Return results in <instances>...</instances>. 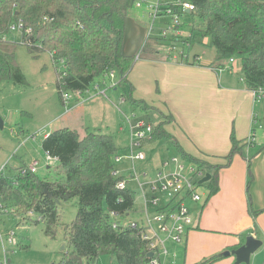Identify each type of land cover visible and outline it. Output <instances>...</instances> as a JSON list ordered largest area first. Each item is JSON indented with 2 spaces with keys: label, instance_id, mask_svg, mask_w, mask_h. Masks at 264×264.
Returning a JSON list of instances; mask_svg holds the SVG:
<instances>
[{
  "label": "trees",
  "instance_id": "16d2710c",
  "mask_svg": "<svg viewBox=\"0 0 264 264\" xmlns=\"http://www.w3.org/2000/svg\"><path fill=\"white\" fill-rule=\"evenodd\" d=\"M135 1L0 0V82L17 85L25 82L16 62V43L7 38L9 27L22 19L23 27L31 28V32L22 30L21 42L33 57L41 52L50 54L62 104L64 92L84 93L94 86L96 79L111 72L116 77L115 86L125 82L132 91L134 86L128 75L135 56H125L122 51L125 21ZM181 1L190 2L194 8L188 12L180 10L179 5L170 8L181 16H189L190 44L209 40L215 50L212 67L222 69L226 60L229 62L238 55L245 87L253 90L264 86V0ZM147 39L140 52L153 54L155 49ZM131 100L147 109L144 100ZM173 121L174 117L168 113L157 125L151 122V135H166L163 123ZM230 140L226 165L234 153L241 152L233 133ZM174 142L183 158L211 170L208 200L219 189L217 175L222 165L193 156L177 140ZM41 146L58 159L54 167L56 177L46 179L36 172L20 170L11 177H0V210L12 207L9 212L23 215V219L29 218L28 211L36 213V222L43 221L44 233L51 237L56 227L63 225L67 238L59 264H95L102 254L115 256L119 264H149L147 241L139 229L130 227L129 220L126 221L134 206L135 191L128 186L118 188L117 181L123 176L112 173L116 168L115 155L125 150L116 146L114 136L88 130L80 137L76 130L58 128L43 137ZM73 198L77 199L76 214L69 225H64L57 207ZM247 209L253 217L259 213L250 199ZM224 256L215 254L201 264H211Z\"/></svg>",
  "mask_w": 264,
  "mask_h": 264
},
{
  "label": "rangeland",
  "instance_id": "374dc122",
  "mask_svg": "<svg viewBox=\"0 0 264 264\" xmlns=\"http://www.w3.org/2000/svg\"><path fill=\"white\" fill-rule=\"evenodd\" d=\"M138 1H141V6L136 7L134 2L132 8L128 11V15L136 24L145 28L147 37H149V39L146 38V42L149 41L150 45L154 47L155 52L153 54L150 52L145 54L139 51L138 56L135 55V68L137 67L136 63L145 61V58H150L152 55H161L162 59L167 62L189 60V62L209 64V68L214 72L215 84L218 87L232 89V91H215L220 94L213 97L212 102L209 103L211 105L209 106L211 109L210 115L205 118L202 116L203 114L198 116L201 125L196 127V129L194 127L192 134L200 136L199 132L203 134L207 131L206 135L211 137L215 133H222L227 126L229 133H233L236 139L242 140L245 138L243 136H247V139L244 141L245 145L242 148L243 151L249 146L254 149V152L262 148V145L258 146L255 141L264 140L262 136L264 132V99H254L252 96L254 99V119L252 124L244 126L241 124L244 119L243 116H237L241 108L239 107V96H236L234 93L239 86L245 88L241 74V57L234 55L232 62L225 61L224 68L212 69L215 50L210 46L209 40L204 39L201 42H194L192 44L188 42L190 35L189 16H179L177 24H175L171 15L163 11L155 16L149 14L151 9L149 5L155 3L156 0ZM161 1L164 4L162 8L166 4L176 3V0ZM7 38L16 43V62L24 75L25 82L22 85L12 84L10 81L0 82V117L3 123L0 128V177H11L16 173L17 167L20 164L36 159L39 162L36 173L41 178L54 179L56 177L54 167L57 163L53 162L49 168H46V154L41 148L43 133L52 125L48 133L58 128L76 130L80 137L85 135L88 130L110 133L114 136L116 146L124 150L128 145L129 134L127 128L124 127L126 131L122 133L117 132V127L120 124L126 126L124 115L141 118L147 124L152 122L157 125L162 121L163 115H166L170 110L173 113L172 109L169 110L166 105L168 102L174 107V110L180 117H185L186 115L185 112L182 113L176 107L179 104V101L176 99L178 91H176L177 93H172V96H166V99L159 97L160 93L162 94L163 83L158 79L155 72L152 76V83H148V79L147 81L141 79L138 82L140 84L138 93L146 94L147 96V99L144 101L147 109L143 108L142 103L134 104L132 102L131 99L141 100L134 97L135 88L129 91V84L125 82L109 87L110 83L108 82V84H105L107 85V90L104 94L98 93L97 89L91 86L89 93L82 94L79 100L81 102L67 110L66 105L61 104L56 90L55 68L50 54L48 52H41L38 57H33L26 45L21 42V31L19 30L10 31L7 34ZM100 80V78L96 79L95 84ZM114 82L116 83V80ZM147 86L151 90V93L143 89L147 88ZM164 86L167 85L164 84ZM170 91L171 89L167 88L166 94H169ZM219 97H222V100L218 101L219 104L214 107L213 103ZM186 121L188 122L187 118ZM163 129L168 135L160 137H153L151 135L142 139L140 149L145 154L143 160H136L132 163L128 159H123L116 163V169L119 171L118 176H123L127 180V184L135 191L134 206L138 209V212L135 213V218L133 219L136 221L138 218H141L145 208L150 215L155 211V208L151 205V197L147 196V201H144L141 190L138 187V182H150L155 179L157 171L161 169V163H159L161 159L176 158L179 162H182L185 171L191 170L189 174L195 181H199L207 173H212L209 168L198 167L196 164L183 158V153L175 145L174 140L177 139L183 150L193 156L203 158L204 160L207 159L206 161L213 164H219L217 162H220L218 155L221 153H211L212 156L210 157L202 156L198 141H195L187 130L184 133L179 124L165 122L163 123ZM211 132L213 133L210 134ZM229 133L228 135L230 136ZM183 136L185 140H182ZM249 141L252 145H249ZM213 142L216 145V142ZM187 144L189 151L187 150ZM238 154L239 152H237ZM172 168L173 164L170 163L168 169ZM228 169L226 172H221L222 170L220 171L219 168L217 175L219 187L221 180L222 183L224 182V176L234 179V177L230 176H233L232 173H234L237 175L236 183H238L241 174L244 172L241 169V163L239 166L236 165V160L233 166ZM247 169L246 165L244 170L246 171ZM209 183L210 181L208 180L198 186V192L203 194V202L197 203L190 199L185 201L192 221L187 231L189 234L188 244H186L188 241L187 232L180 242L167 239L165 241L167 253L160 255V264H201L205 259L215 254L226 252V249L213 251L216 250V247L213 245V240L208 236V234L214 233L212 230L204 229V231L201 230V227L199 229H195L196 226L194 227L195 218L198 217L200 207L207 197ZM145 191L149 192L146 187ZM148 194L151 195V193ZM212 197L213 195L210 199ZM0 199H2L1 196ZM76 204L77 199L73 198L66 203L58 205L57 211L60 215L61 223L69 225L71 220L74 219L77 208ZM10 209L12 207H9L7 210H0V261L9 259V264H59L63 256L62 250L65 249V246L63 249L62 246L65 245L67 238V231L64 226H57L54 237H51L44 233L43 221L36 222L38 219L36 213L28 214L29 211L28 213L25 212L31 215V217L27 219L28 217L24 216L26 220L22 221L23 215L11 213L9 212L11 211ZM206 228L212 229V227ZM190 230L197 233H206L194 234ZM10 232H13L12 237L14 241L8 239V233ZM162 236L164 237L163 233ZM260 249L261 253L256 252L250 259L249 264H253L251 260L255 259V257L259 259L257 264H264V245ZM223 258H226V256ZM219 260L211 264H215ZM83 264L86 263L84 262ZM95 264L119 263L115 256L102 254L97 258Z\"/></svg>",
  "mask_w": 264,
  "mask_h": 264
},
{
  "label": "crops",
  "instance_id": "0c3cea01",
  "mask_svg": "<svg viewBox=\"0 0 264 264\" xmlns=\"http://www.w3.org/2000/svg\"><path fill=\"white\" fill-rule=\"evenodd\" d=\"M138 52L136 53V55L138 54ZM136 65L137 67L135 68L134 66L133 69L130 71L129 74L130 76L128 75L130 83L131 84L133 83L132 85L136 89L134 93V97L142 99L144 101L147 99L146 94L144 95L138 93V87H140V84L138 82H140L141 79L144 81H147L148 79V83H152V76L154 72L157 73L156 75L158 79H160L163 83L162 94L160 93L159 97L166 99V96H172V93H177L176 91H178L179 93L176 94V99L179 101V104H177L176 107H178L182 113L185 112L186 114L185 117H180L174 110V107H172L169 102L166 103L168 109L169 110L172 109L173 111V113L171 112V110L168 112L171 113L172 116L174 117V121L172 123L179 124L181 126L182 131L184 130L183 131L184 133L187 130L192 136V138L195 141H198L201 147L200 153L202 154V156L210 157L212 156L211 153H221L220 155H218L220 157L219 160L220 162H217L220 165H222L220 167V171L222 170L221 172L228 171L229 170L228 168L229 167L231 168L233 166L235 160H236V165L239 166V164L241 163V169L242 171L245 172V174L244 172L241 174V178L238 180V183H236V179H237L236 174L231 172L233 176L232 175L230 176L234 177V179H231L230 177L227 178L226 176H224V182L222 183L221 180L220 187L218 191L215 194H213L212 199L209 198L208 199L210 200L209 202H207L208 200L205 199L204 203L201 205L198 217L195 218V223H194V227L196 226L195 229H199V227H201L202 228L201 230L208 229L214 232L212 234H208V236L213 240V245H215L216 247L215 248L216 250L213 251H222L224 249H226V251H230L236 248L237 246H239L243 242L244 236L248 234H252L256 238L261 239L263 242L262 244L263 246L264 245V140H260L258 142L255 141V143H257L258 146L262 145V148L254 152V149L249 146L252 145L250 141H249L250 144L249 143H248L249 145L247 144V146H249L250 148L246 147L244 151L242 150V148L245 145L244 141L247 139V136H243L245 138L242 140L237 139L240 142L239 146L240 147L242 146L241 152H239L238 155L237 152L234 153L231 157V160L228 162V165H226V161H227L226 156L231 148V140H230V136L228 135L229 130L227 126L224 128L222 133L220 134L215 133L211 137L206 135V133H208L207 131L204 132L203 134L199 132V134H201L200 136H195L194 134H192V129L194 130V127L196 129V127H199L201 125V123L198 120V116H201V114H203L202 116H204L205 118L210 115L211 109L209 108V106L211 105L209 103L212 102L213 97H215L217 94H220L215 91L220 90L223 92V90H225V92H228V91H232V89H226L220 86L218 87L215 84L216 80L214 78V72L209 68L208 66L209 64L206 65L203 63H195L191 61L189 62V60L167 62L162 59L161 55H157V56L152 55V57L145 58V61L138 62L136 63ZM212 69L215 68L212 67ZM164 84H166L167 86H164ZM167 88L171 89L169 94H166ZM143 89H146L148 93H151V90L148 88V86L147 88H143ZM234 94L236 96H239V104H240L239 107L241 108L240 109L241 111L237 114V116L239 115L243 116L244 119L241 124H243L244 126L252 124V121L254 119L253 117L254 99L252 98L251 90L247 89L246 87L244 88L239 86L238 89L235 90ZM220 100H222V97L216 98L213 103V106L216 107L219 104L218 101ZM70 102L67 104V106L69 105L68 108L66 106L67 110L78 105L81 101H77L76 99H71ZM62 105L65 106V103H63ZM186 118L188 119V122L186 121ZM51 127L49 128L50 130ZM121 127L122 124H120L117 127V132L122 133L126 131ZM49 129L45 130V132L43 133V137L49 134L48 133L50 131ZM212 133L213 132H211L210 134ZM262 136L264 137V132L262 133ZM182 140H185L184 136ZM213 141L216 142V145ZM187 150L189 151L188 144H187ZM124 153H126V149L124 150L123 154ZM45 159H46V155H45ZM162 160L163 159H161V161ZM31 161L23 162L17 167V170H19L20 167L29 164ZM54 162L58 163V159L55 160ZM52 164L53 162L51 164H48L46 161L45 167L49 168ZM246 165L248 169L245 171L244 168ZM116 176H118V174ZM127 186L130 187L128 184ZM245 186H246V190H245ZM214 196H218V197L215 198ZM248 199L251 200L253 209L259 211V213L255 217L250 215V213L248 212L247 209ZM201 202L203 201H199L197 203H201ZM202 207H204V209H202ZM136 212H138V209L135 208V206H133L131 213L126 217V221L133 220V218H135L134 215ZM30 217L31 215L29 216V218ZM21 220L23 221L26 219L22 218ZM206 227H212V229ZM190 232H194V234L206 233V232L197 233L196 231H192V230H190ZM10 233H8V235ZM186 235H188V241L186 242V244H188L189 242L188 232ZM262 246L260 248H262ZM260 248L257 251H255V253L256 252L261 253ZM254 254L251 255L250 259L254 256ZM225 256L226 258H222L221 260H219V262L215 264H235L234 255L227 254ZM3 260L0 261V264H2ZM251 261L253 264H257V261H259V259L255 257V259H252ZM7 262L9 264L10 260L8 259ZM159 264H160V259H159Z\"/></svg>",
  "mask_w": 264,
  "mask_h": 264
},
{
  "label": "built area",
  "instance_id": "2783aa9c",
  "mask_svg": "<svg viewBox=\"0 0 264 264\" xmlns=\"http://www.w3.org/2000/svg\"><path fill=\"white\" fill-rule=\"evenodd\" d=\"M135 5L136 7H140L141 1H135ZM170 5H179L180 10L184 11H191L194 8L190 2L176 0L175 4H166V9L163 10L162 6H164V4H162V1L156 0L155 3L149 5L151 8L149 14L155 16L163 11L170 14L173 23L177 24V20L181 15L175 13L172 8H170ZM9 30H19L21 32L24 30L25 33L31 32V28L23 27L22 19L12 24ZM232 61L233 59L229 60V62ZM115 80L116 77L111 72L97 84H94V89H97L98 93L104 94L107 90V85L105 84L109 82V87H111L115 84ZM84 93H89V90ZM251 93L254 99H264V86H259L251 90ZM82 94L83 92L81 91L64 92L63 99L65 105L67 106L71 99L79 101ZM124 121L126 126H122L121 128H127L129 134L128 145L126 153L115 155L114 161L117 163L123 159H128L133 163L136 160H143L145 154L140 149L141 141L151 136L152 125L151 123H145L141 118L130 117L128 115H124ZM55 160H57L56 157H52L46 153V161L48 164H51ZM160 163L161 169L157 171L155 179L150 182H138V187L141 190L144 201H147V196L151 197V205L155 208V211L150 215L145 208L141 218L137 219V221L133 219L128 222L130 227L139 229L142 238L147 241L148 250L152 253L149 264H159V255L167 253L165 241L167 239H172L175 242H180L191 226L192 221L188 214L185 201L190 199L191 201L199 202L203 199V194L198 192L200 183L190 176L189 172L191 170H184L182 162L171 157L162 160ZM170 163L173 164L172 169H168ZM38 164L39 162L33 159L29 164L22 166L19 170L21 173H26L27 171L36 172ZM118 172L116 168L112 171L114 175H117ZM198 173L200 172L198 171ZM116 186L121 189L126 188L127 180L125 178L119 179ZM145 187L151 195L145 191ZM10 210L12 211V209ZM32 213V211H29L28 214ZM113 227H117V223H113ZM12 234L13 232L8 235L10 241H14ZM2 264H8L7 260L4 259Z\"/></svg>",
  "mask_w": 264,
  "mask_h": 264
},
{
  "label": "water",
  "instance_id": "95a60500",
  "mask_svg": "<svg viewBox=\"0 0 264 264\" xmlns=\"http://www.w3.org/2000/svg\"><path fill=\"white\" fill-rule=\"evenodd\" d=\"M188 12V10H186ZM147 33L145 28L140 25H136L130 17H127L124 26L123 33V51L122 54L125 56H135L136 53L141 49ZM2 118L0 117V128L2 127ZM211 177L210 173L205 174L198 182L204 183L208 181ZM57 201V200H56ZM263 242L261 239L256 238L252 234L244 236L243 242L236 248L226 251L224 254H232L235 257V264L239 263H250V257L255 253L261 246ZM64 245L62 246V249ZM148 257L152 256L151 252L147 253Z\"/></svg>",
  "mask_w": 264,
  "mask_h": 264
}]
</instances>
